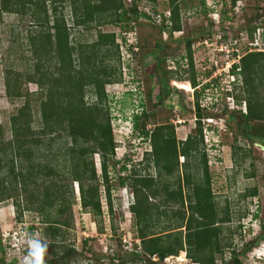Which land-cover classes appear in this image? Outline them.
<instances>
[{"label": "rangeland", "instance_id": "rangeland-1", "mask_svg": "<svg viewBox=\"0 0 264 264\" xmlns=\"http://www.w3.org/2000/svg\"><path fill=\"white\" fill-rule=\"evenodd\" d=\"M34 1L38 2L39 11L33 15L34 6L28 9V5L23 2L11 5L16 12H0V146H3L0 149V178L4 176L0 186L4 196L0 201V245L3 256L0 264H24L28 250L25 233L38 237L47 245L43 261H60L61 254L68 251L70 255L65 264H119L120 261L123 264H193L184 251L163 259L155 255L147 258L138 250L139 256H132L133 245L138 243V226L129 211L133 196L130 186L119 185L118 180L132 171L141 175H156L153 160L144 154L151 146L149 137L144 136L143 131L151 133L156 126L172 125L171 132L177 149L187 134L193 135L196 95L201 107L199 123L202 127L209 188L217 217L222 219L216 224L219 250L212 253L213 264H235L233 255L240 264H264V237L259 238L264 235V151L251 143L255 141L264 146V140L248 134L243 136L245 129L241 121V114L247 111L249 101H257V107L264 114V44L260 43L262 40L264 43V0H176L173 22L178 24L179 30L164 35L158 26L143 19L150 10L161 17L168 15L172 7L168 0H119L122 7L116 12L107 3L101 6L96 0H31ZM84 2L94 11L91 13L92 20L75 25L74 21L84 14ZM93 4L98 5L95 7L99 10L92 7ZM132 6H137L142 20H126L132 14L128 12L124 15L125 20L109 23L120 11ZM36 20L41 21L38 23ZM54 23L65 26L68 32L71 66L67 69L74 76L82 75L80 72L83 70L92 79L104 81L103 92L108 100L105 105L108 107L115 143L111 161L115 163L107 166L111 213L104 200L103 188L99 186V217L80 206L79 186L68 175L65 178L39 180L42 184L57 182L64 189L63 198L54 199L50 206L44 205L46 215L50 218L69 217L68 226H61L62 236L52 239V246V241L41 235L38 221L42 214L35 210H21L17 216L12 200L21 205H26V202L23 193L11 188L17 184L11 179L9 162L12 157V173L26 163L15 155L13 148L2 145V142L11 138L7 129L9 115L27 98L30 102L31 129L23 136L27 140L40 138L41 142L37 145L29 143L33 159L42 160L44 153L50 154L47 152L50 147L45 146L47 136L38 132L41 127L39 101L44 97L43 92L37 89L35 83L23 79L32 73L33 64L39 62L34 59L30 37L38 39L37 36L46 30L53 33L54 30L49 27ZM110 34H113L117 49L110 44V38H100L101 35ZM37 39L34 43L39 46L40 41ZM186 40L190 41L194 87H189V83L184 81L189 75ZM132 44L136 45L135 51L132 47L127 49ZM254 51H261L256 52L261 54L254 55L253 61L247 59L251 62L243 65L241 58L248 57V52ZM232 52L234 56L226 58V53ZM53 54H49V58L42 63L48 72L57 73ZM225 64L231 65V68H226ZM232 65H236L233 70ZM16 73L19 75V91L23 96L8 97L4 81L6 77L14 81ZM55 73L52 75H57ZM233 79L235 82L229 84ZM163 83L169 87L166 94L163 93ZM68 87L65 84V88ZM228 88H232L229 92L231 95L226 96L224 91ZM129 89L134 92H129ZM85 101H94L92 92L85 95ZM137 105L146 115L135 120L133 135L142 138L130 144L132 140L127 138L129 118ZM250 124L253 127L259 125L261 131L264 129V120L250 121ZM59 139L67 141L63 132ZM199 153L193 152L188 157L179 154L177 169L165 180L174 183L179 175L182 183L183 174H188L191 175V181H199L197 170L200 171V166L194 167L198 163ZM92 160L99 176L100 156L97 152L92 154ZM28 188L32 186L28 185ZM253 190L254 194H250ZM186 191V186H183L184 197ZM149 200L157 203L160 195ZM183 201L182 206L178 202L173 206L159 207L166 215L159 214L148 222V230L160 235L163 226L171 228L178 225L179 219L170 217V214L177 208L183 207L181 209L184 210L187 202L184 198ZM64 204L69 208L57 214L56 209ZM185 211L188 212L186 208ZM140 226H144V223L140 222ZM29 227L30 230L27 229ZM184 233L181 227L180 236H184ZM54 251L58 253L55 257Z\"/></svg>", "mask_w": 264, "mask_h": 264}, {"label": "trees", "instance_id": "trees-1", "mask_svg": "<svg viewBox=\"0 0 264 264\" xmlns=\"http://www.w3.org/2000/svg\"><path fill=\"white\" fill-rule=\"evenodd\" d=\"M153 2V0H147ZM176 0H168L171 12L169 13L168 21L169 26L164 23L165 18L162 16L160 26L158 29L160 33L164 31L169 34L179 30L178 24H175V2ZM18 2H23L28 5V9L33 5V12L39 11L38 2L31 0H0V12L11 11L16 12L11 5L15 6ZM97 4L103 3L110 5V9L115 12L119 10L122 5L119 0H96ZM84 14L74 21L75 25L84 24L91 19V13L94 12L89 9L86 2L83 3ZM174 4V5H173ZM42 5V4H41ZM98 6L93 4L92 7ZM97 9V8H96ZM137 6H132L128 10L120 11V14H116L114 20H109V23L119 20H125L124 15L131 12V17H126V20L134 19L137 21ZM99 10V9H97ZM264 11V9H263ZM45 13V12H44ZM172 13V15H171ZM38 23L41 20H36ZM139 21V20H138ZM127 22V21H126ZM148 23V22H147ZM153 24V23H151ZM155 25V24H153ZM156 26V25H155ZM167 26V27H166ZM54 30L53 33H49L47 30L45 33L37 36L30 37V44L32 45V53L34 59H38L39 62L34 63L33 71L31 74L24 77V81L33 82L36 84L37 89L43 92V99L39 101V116L41 127L39 128L40 135L47 136V142L45 146H49L47 153L43 154L42 160L33 159L32 149L29 143L33 142L38 144L39 137L32 139H25V133L31 129V115H30V102L27 98H24L21 105L16 108L14 113H11L8 118L7 129L10 131L11 138L2 145L13 148V152L19 159L25 160L26 165L20 166L18 171L12 173V157L10 159L9 171L12 174V180L17 185H13L11 188L19 193H23L26 205L20 204L17 201L12 200V204L16 208L17 216L21 210H35L39 214H42L38 223L41 225V235L44 239H50L51 245H54L52 239L61 237V226H68V219H58L56 217L50 218L47 211L44 209V205L50 206L54 199H61L64 195V189L57 182L49 181L46 184H42L39 180L45 178L66 177L68 175L72 181H75L79 186V204L84 209L99 217L101 214V204L98 195V188L102 186L104 191V200L108 207V212L111 213L110 203V184L107 182V166L109 163L113 165L115 162L111 161V156L114 153L115 143L113 141L109 112L107 111V105H105L106 94L103 92L104 81L101 79L93 78L84 74L83 70L78 71L82 75H73L69 69L70 62V50L68 45V32L65 26H59L54 23L49 27ZM101 39L110 38L109 42L117 49V44L113 41V34L101 35ZM35 39L40 41V45L34 43ZM36 40V41H37ZM165 40V39H164ZM47 46V48H45ZM185 48L187 51L186 57L188 59V71L189 75L187 81L189 87L195 86L194 69L192 64V58L190 54V41H185ZM47 50V51H46ZM43 52V53H42ZM53 54L56 58L54 61L55 72H48L43 67V61H46ZM234 52V51H233ZM230 54V57L234 56V53ZM261 51H254V53L248 52V57H242V64L246 65L253 61V56L261 53ZM133 53V52H131ZM128 54V53H127ZM118 58V56H117ZM244 58V59H243ZM250 59L251 61L249 62ZM245 61V62H244ZM247 61V62H246ZM236 65H232V69ZM235 69V68H234ZM101 72H104L101 70ZM239 74V70H237ZM236 72V73H237ZM57 74L53 76L52 74ZM233 74V73H232ZM14 81H9L8 77L5 78L4 87L6 95L15 97L23 96L19 91V79L18 73L13 76ZM21 80V79H20ZM65 84L68 85V89L65 88ZM233 84V83H230ZM91 88H90V87ZM89 88L91 91H89ZM168 86L163 83V93L168 92ZM232 88H229L225 92L226 96L231 95ZM129 92H134L130 91ZM40 92V93H41ZM94 96V101L88 103L85 101V95L87 93ZM257 102V101H256ZM249 101L247 102V111L241 114V121L244 124L243 129L245 136L258 137L264 140V129L261 131L259 125L250 124V121H263L264 114L261 109L257 107V103ZM105 106V107H104ZM141 106V102H140ZM196 124L194 127V133L187 134L184 140H181V147L177 149L175 143V137L171 132L172 125H160L149 133V131H143L144 136L149 137L151 148L146 151L145 157H151L156 169V175L153 177L150 174L141 175L135 171L130 172L129 175L122 176L118 180L119 185H128L131 188V194L133 201L129 205V211L132 213L135 224L138 226L136 230V236L138 243H134L133 251H131L133 257H137L140 253L151 257L159 254L162 259L168 256H176L179 251H184L185 255L193 264H213L214 258L212 253L218 251L217 244L218 239V227L217 222H221L222 219L217 217L214 202L212 200V194L209 188V173L206 162L205 153L203 150L204 141L203 134L201 132L199 120L202 117L200 114V106L197 101V95L194 101ZM140 111V113H131V121L135 126V120L138 117H145L146 113L137 105L133 110ZM167 126V127H166ZM171 127V128H170ZM166 128H170L166 130ZM165 130L170 134L166 133ZM63 132L67 137V141L63 139L57 140L60 137V133ZM0 130V135H1ZM246 137V136H245ZM250 139V138H249ZM63 140V141H61ZM1 142V141H0ZM255 142V141H254ZM253 143V142H251ZM3 147V146H2ZM0 146V149H2ZM199 153V160L195 168L200 166V171L197 173L200 180L197 182L191 181V175L183 174L184 179L181 183L179 175H177L174 183L165 180L166 176L172 174L174 169H177L178 161L177 156L180 154L184 157H188L193 152ZM98 153L100 156L99 168L100 175L98 176L94 163L92 160V154ZM66 164V165H65ZM183 165V163H181ZM65 165V166H64ZM185 166V164H184ZM100 177V179H99ZM4 176L0 178V186L3 184ZM88 183L84 186V184ZM71 183V181H70ZM28 185L32 188L29 189ZM186 186L187 191L185 197L182 194V187ZM52 188H54L52 190ZM71 189V188H70ZM20 190V191H19ZM69 189H67L68 191ZM70 191V190H69ZM8 194V193H6ZM250 194H254V190ZM160 195V201L153 203L150 198H155ZM8 197V195H5ZM10 196V195H9ZM55 196V197H54ZM3 194L0 189V201L3 200ZM183 198L186 200V206L184 210L177 208L176 211L171 212L170 217L179 219L178 225L167 228L163 226L160 228V235L151 233L148 228V222L157 218V215H166L165 211L159 210V207H169L173 204H183ZM61 204V203H60ZM65 206V207H64ZM65 208H69L68 205H63L61 208H57V214H62ZM185 208L188 210L186 213ZM187 215V217H186ZM195 215V217H194ZM140 222L144 223V226H140ZM193 223V224H192ZM166 227V228H165ZM181 227L184 228V236H180ZM180 228V229H179ZM30 230V227L27 228ZM99 232L101 229L99 227ZM184 237V238H183ZM264 237L260 235L259 238ZM184 239V244L183 240ZM85 240V239H84ZM84 243V242H83ZM138 250V251H137ZM2 247L0 245V263L3 261L1 254ZM56 251L53 252V256H57ZM70 252L66 251L61 254L60 261H43V264H65L68 260ZM232 260L235 264H240L235 255L232 256ZM119 264H123L122 261Z\"/></svg>", "mask_w": 264, "mask_h": 264}, {"label": "clouds", "instance_id": "clouds-1", "mask_svg": "<svg viewBox=\"0 0 264 264\" xmlns=\"http://www.w3.org/2000/svg\"><path fill=\"white\" fill-rule=\"evenodd\" d=\"M135 46L136 45L132 44V46H129L127 49H131V47H132V49H134V48H136ZM135 50L136 49H134V51ZM230 68H231V65H230L229 69ZM229 69H228V71H229ZM230 75L234 76V74H232V73H230ZM236 79H237V77H236ZM233 82H235V79L230 81V83H233ZM129 90L131 91V89H129ZM137 112H138V114L140 113L139 109H138V111L132 110L131 113H137ZM130 119H131V117L129 118V122H130L129 131H128L129 137H127V138L131 139L132 143H130V144H133L134 140H137L138 138L141 139L142 137L138 136V135H135V136L133 135V125L134 124L132 123V121ZM25 239L27 240V243H28V250H27V254L24 258V264H43V257H44L45 252L47 251V245L45 243H43L38 237H35V236L28 234V233H25Z\"/></svg>", "mask_w": 264, "mask_h": 264}, {"label": "built area", "instance_id": "built-area-1", "mask_svg": "<svg viewBox=\"0 0 264 264\" xmlns=\"http://www.w3.org/2000/svg\"><path fill=\"white\" fill-rule=\"evenodd\" d=\"M139 16H140V13H139V11H137V20H142L141 18H139ZM164 18H165V20H164V23L167 25V26H169V21H168V17H169V13H168V15H165V16H163ZM144 21H147V22H150V23H153V24H155L156 26H160V22H161V20H162V17L158 14V13H155V11H148L147 13H145V19H143ZM166 26V27H167ZM164 31H162V35H164ZM173 33V32H172ZM174 33H175V31H174ZM260 43L261 44H264L263 43V40L262 41H260ZM135 49V48H134ZM230 55V53H226V58H227V56H229ZM226 65V64H225ZM227 66L229 67V65H226V68H227ZM227 70V69H226Z\"/></svg>", "mask_w": 264, "mask_h": 264}, {"label": "water", "instance_id": "water-1", "mask_svg": "<svg viewBox=\"0 0 264 264\" xmlns=\"http://www.w3.org/2000/svg\"><path fill=\"white\" fill-rule=\"evenodd\" d=\"M253 145L257 147L259 150L264 151V146L258 142H253ZM158 259H162V257L159 254L155 255Z\"/></svg>", "mask_w": 264, "mask_h": 264}]
</instances>
